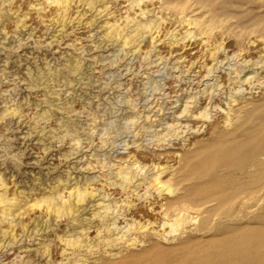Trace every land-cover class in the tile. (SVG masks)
<instances>
[{
	"label": "rangeland",
	"instance_id": "374dc122",
	"mask_svg": "<svg viewBox=\"0 0 264 264\" xmlns=\"http://www.w3.org/2000/svg\"><path fill=\"white\" fill-rule=\"evenodd\" d=\"M124 1L102 0L97 3L98 13L76 0L69 16L84 13L83 24L74 20L62 27L55 23L56 8L44 0H0V178L9 197L18 194L23 200L67 178L69 186L93 178L102 193L97 180L114 172L121 157L124 165L133 160L130 156L137 157L146 163L145 174L150 176L154 170L149 159L156 155L162 165L183 167L171 183L178 192H194L186 197L196 202L190 214L197 219L188 224L193 229L162 237L149 232L143 235L147 239L142 245L132 248L120 243L108 249L99 247L91 228L86 239L93 245L91 251L75 250L69 257L62 254L57 236L73 227L70 221L62 220L57 226L52 221L50 227L56 232L41 230L30 241L21 237L24 232L16 225L14 232L21 240L10 251L0 248V264H264V0H145L140 6L150 13L144 18L155 19L160 32L152 35L153 40L151 33L143 34L136 51L130 43L122 46L121 38H106L109 24L116 20L125 28L124 16L138 14L127 10ZM37 2L38 7L47 6L35 9ZM104 2L108 9L103 10ZM137 14L135 20H145ZM187 18L205 24L210 33L200 36L198 28L187 25ZM190 29L195 38L183 39ZM206 49L212 57L206 58ZM199 65L210 67V72L206 75ZM245 73L255 76L251 83H241ZM208 92H213L210 103L219 104L220 111L211 107L206 122L190 118L189 112L180 114L185 101L193 100L190 96L202 95L196 105L187 104L190 111H199L209 100H205ZM230 95L242 96L253 108L225 124ZM12 108H19L16 115L4 113ZM239 109L240 104L232 106L231 114ZM172 125L180 126L178 131L183 133L156 142ZM193 127L200 131L193 133ZM215 128L231 133L224 146L253 144L242 149L245 154L219 157L201 175L196 169L189 171L187 161L176 153L195 146L207 150ZM73 138L81 142L77 152L72 150ZM207 153L196 154L191 162H199ZM117 190L106 200L123 198ZM138 191L142 194L143 187ZM149 192L151 200L136 203L146 210L154 202L155 215L149 212L153 220L165 195L156 197L150 188ZM92 201L81 212L83 223L91 218ZM41 211L19 217L27 222L29 233L33 220H47ZM93 220V225L98 223ZM0 229H8L7 221L0 223ZM79 230L67 234L76 238ZM1 235L0 244L6 245L9 239ZM43 243L49 245L48 257L41 253Z\"/></svg>",
	"mask_w": 264,
	"mask_h": 264
},
{
	"label": "bare ground",
	"instance_id": "6f19581e",
	"mask_svg": "<svg viewBox=\"0 0 264 264\" xmlns=\"http://www.w3.org/2000/svg\"><path fill=\"white\" fill-rule=\"evenodd\" d=\"M46 4L51 6H54L56 9L54 11H57L59 15H56V21L55 23L61 24L62 27L65 26V24H69L70 22L76 20V23L78 25L83 24L82 16L84 13H80L78 11V14L76 13L75 16H72L70 14V11L73 9L74 3L76 0H44ZM82 2L83 7L86 9H94L98 13L99 9H97V3L99 4L102 0H79V2ZM145 0H125L124 2H127L126 7L127 10H138L137 16H140L144 18V16L148 13H150V9L146 10L145 8H142L140 6L141 3H143ZM40 3L37 2V4L33 5L35 9H44L45 6L38 7ZM43 4V3H41ZM103 10L108 9L107 4L104 2ZM53 9V8H52ZM68 14V15H67ZM134 14V15H135ZM67 17L65 18V16ZM134 15L126 14L124 16L125 18V28L121 27L119 25H116V20L114 23L109 24V31L106 33V38L109 40L112 36H115V38H121L122 40L121 45L126 46L128 43L132 44V48L134 51L136 49L139 50V43L141 41H138V38L142 37L145 33H151V36L156 33V36L160 32V24L155 19L152 20L151 17L145 20H135ZM24 16V15H23ZM54 16V17H55ZM136 16V15H135ZM53 18V17H52ZM69 18V20H68ZM184 18V17H183ZM68 20V21H67ZM183 21V19H182ZM181 22V21H180ZM88 23V22H87ZM203 23V22H202ZM85 24V23H84ZM131 24V25H128ZM187 25L190 26V28H198L200 34H209L210 28H207L206 25L200 24L195 19L187 18ZM126 30V31H125ZM197 30V29H196ZM125 31V32H124ZM185 35L184 38H188V40L191 38H195L196 36L195 31L192 29L184 32ZM150 37L151 40L153 38L156 39V37ZM165 36V35H164ZM174 36V35H173ZM201 36V35H200ZM175 37V36H174ZM204 39L206 36H203ZM172 38V37H171ZM207 38V37H206ZM114 39V38H113ZM116 40V39H115ZM189 40V41H190ZM203 40V39H202ZM209 40V37H208ZM107 42V41H106ZM207 42V41H206ZM209 43V41H208ZM207 43V44H208ZM154 44V43H153ZM219 45V44H218ZM210 46V45H209ZM98 47V45H97ZM216 47V46H214ZM222 47V46H221ZM213 50L215 48H212ZM217 50V49H216ZM207 51V49H206ZM217 52V51H216ZM213 52L207 51L206 58L212 57ZM204 56V55H203ZM214 56V55H213ZM247 62V61H246ZM257 62H260L257 61ZM262 62V61H261ZM78 64V63H77ZM75 63V69L78 70V66ZM199 68L204 67L207 73L210 72L211 68H207L206 65H199ZM213 71V70H212ZM242 69L237 70V74H240ZM212 74V73H211ZM255 75V74H254ZM238 76V75H237ZM255 76H250L248 74L243 75V79H241V83H251L252 78ZM238 78V77H237ZM262 82H260L261 84ZM242 85V84H241ZM240 87V86H239ZM239 89V88H238ZM207 91V88L205 91L203 90L202 95ZM239 91V90H238ZM213 93V92H212ZM210 94V92L206 93L205 100L207 98L209 99L207 103H205L201 109L197 112H192L189 110L188 103H193L196 105L198 100L202 99V95L198 98H193V96H190L193 100L185 101V106L183 110L181 111V115H186L189 112V117L192 119H200L208 120V118L211 117V107L215 108V110L218 109L219 104L212 105L213 103H210L213 94ZM226 101V105H228L227 111H226V117H225V124H229L230 121H232V118L236 117L239 118L240 112H248L249 110H252L253 107H249L250 103L247 100H243L242 96H232ZM188 98V97H187ZM205 100L201 103L203 104ZM225 104V103H224ZM240 109L238 110V113L231 114V107L234 105H239ZM66 107V106H65ZM10 108V107H9ZM217 108V109H216ZM239 108V107H238ZM255 108V107H254ZM8 109V108H7ZM5 109L4 113H9L11 115H16L19 108H12L7 110ZM220 109V108H219ZM218 109V110H219ZM217 110V111H218ZM222 110V109H221ZM220 111V110H219ZM233 112V110H232ZM235 112V110H234ZM237 112V111H236ZM44 113H47V111H44L42 115V119L46 118L44 116ZM242 114V113H241ZM249 115V114H248ZM19 116V115H18ZM243 117V114H242ZM235 120V119H234ZM239 120V119H237ZM62 126V125H61ZM172 129H168V131L162 135L160 138L156 139V142L168 140L170 137H177L180 133H183L182 130L178 131V128L180 126L172 125ZM227 126V125H226ZM192 129V128H191ZM200 127H193V133L200 131ZM189 130V129H188ZM173 131V132H172ZM200 133V132H199ZM228 135H231V133H227ZM227 134H224L221 132V130L216 129L212 131V139L208 146L207 150H198L199 146H195V148L187 149L183 153H176L177 157H182V159L185 160V164L187 165L188 170L190 171L192 168L196 169L198 172L197 174H202L203 169L210 163L215 166V162L219 160V157H229L235 156L237 153L240 154L242 149L245 147L252 145L253 143L251 141L246 142V145L239 146V145H231V146H224L226 140ZM168 136V139L165 138ZM159 137V136H158ZM61 141H63V138H60ZM74 142V148L72 150L79 151L81 147V142L79 138H73L71 139ZM165 144V143H164ZM167 144V143H166ZM157 146H161L158 144ZM73 147V146H72ZM197 147V148H196ZM254 148V146H252ZM79 148V150L77 149ZM249 149V147H248ZM244 149V150H248ZM204 151H209L207 155L205 156L197 163H193L192 158L194 156L199 155L203 153ZM244 152V151H243ZM195 154L192 156V154ZM70 155L73 154V151L69 153ZM187 154H190V157ZM238 154V155H239ZM245 154V152H244ZM247 154V153H246ZM236 155V156H238ZM68 155H65L67 157ZM244 157V156H243ZM130 158H133V160L129 161L124 165V161H126L124 158H120L122 161L120 164L116 165L114 172H107L106 174H103L105 177L103 179L97 180L98 182L101 180V189H103V192H97V188L95 185H93V178H86L84 183H79L78 181L73 184V186H69L68 178L67 181L64 182L63 180H56L53 182L51 186H49V189L47 192H39L35 196L34 194H31L27 196L26 199H22L18 194H12V196L9 197V194H7V187L4 184V181L0 178V223H4L7 221L8 223V229H0V232L2 233L1 236L9 239L6 245L4 243L0 244V248H7L6 251L12 250L13 244H16L18 241L21 240L22 236H25L26 239L31 240L33 236V240L40 235L41 230H48L51 231H57V228H53L52 221L54 222L53 225L57 226L60 221H70L73 225L71 229H68L65 231V234L63 236L58 235L57 238H59L60 242L62 243V254H71L75 250H84L88 251L92 249V246L90 243L86 242V239L88 237V234L91 232V228H93L92 232L96 233V236L98 238V243L101 245L99 247H109L115 246L116 244L120 243H126L130 246L137 243H140L142 245V242L144 243L146 239L143 236L144 234L151 233L155 234V236H165L166 234H175L186 231L185 229L189 228L188 224L195 223V220L197 219L195 216H192L191 209H194L195 201L188 199L186 197L193 194V190H185L186 192L181 193L178 192L179 189L173 188L171 180L179 175V173L183 172L182 168L179 169L173 168L170 164H160L159 163V156H152L149 161H151L152 168L154 172L150 176H146L145 174V166L146 163L140 162L137 157H134L133 155L130 156ZM222 159H220L221 161ZM217 163V162H216ZM115 165V164H112ZM87 166H90L87 165ZM102 166V165H101ZM211 166V165H210ZM93 167V166H92ZM91 168V167H90ZM166 173H170V176L165 177ZM57 183V184H56ZM96 183V182H95ZM143 187L144 192L142 194H139L138 188ZM99 188V189H100ZM150 189H154L156 191V197H162L165 195V197H162L161 199H164L162 202H160V212L158 214V217H155V219L151 220L149 218L150 213L154 214V208L151 206V204H148L146 207V210H144L142 207H138V201L136 203V200L148 199L151 197V192H149ZM46 188H44L45 191ZM100 189V190H101ZM119 190L122 192L123 198H112L108 201L106 198H109L115 190ZM105 190V191H104ZM117 190V191H118ZM141 190V189H140ZM110 191V192H109ZM196 191V190H194ZM22 193V192H19ZM116 194V193H115ZM118 194V192H117ZM121 195V193H120ZM154 195V194H153ZM133 196H135L133 198ZM97 197V199H95ZM121 197V196H120ZM29 198V199H28ZM23 200V204L20 205L21 201ZM92 200L95 201V204H92L93 210L91 211V218H87L88 222L83 223V219L81 218V212L85 210V206L91 202ZM151 200V198H150ZM92 201V202H94ZM154 205V204H153ZM87 208V207H86ZM40 209L41 212H44L46 214L47 220L36 221L33 220V231L29 233V226L26 223H23V221H20L19 217L24 216L27 212ZM158 209V207L156 208ZM198 209V208H197ZM158 211V210H157ZM156 213V212H155ZM158 213V212H157ZM156 213V214H157ZM155 215V214H154ZM51 218V224L49 222V217ZM97 220V224L93 225L94 220ZM93 220V222H92ZM123 224V226H121ZM18 225L19 229L24 232L20 238L17 239V234L14 232L15 226ZM41 225V226H40ZM44 225V228L42 226ZM76 228H80L79 235L76 238H73V234H67L71 231H73ZM193 228H189L188 231H192ZM31 231V230H30ZM14 232V233H13ZM45 233V232H44ZM50 233V232H49ZM43 234V233H42ZM47 235V234H46ZM143 236V240H141L139 237ZM80 236V238H79ZM84 236V238H83ZM159 236V237H160ZM168 236V235H167ZM56 237V236H55ZM54 239V238H53ZM164 239V238H163ZM167 239V237H166ZM43 240V239H42ZM58 241V240H57ZM1 242V241H0ZM46 243V242H45ZM50 243V242H49ZM56 243V242H55ZM97 243V244H98ZM96 244V245H97ZM9 246V248H8ZM113 246V247H114ZM128 245H126L127 247ZM42 254L46 257L49 256L48 252V244H42ZM95 247V245H94ZM97 247V246H96ZM112 247V248H113ZM118 247V246H117ZM124 247V246H123ZM132 247V246H131ZM136 247V246H135ZM21 248V246H20ZM133 248V247H132ZM72 251H71V250ZM70 250L69 252H67ZM112 250V249H111ZM119 250V249H118ZM91 251V250H90ZM106 251V249H105ZM108 251V250H107ZM5 252V251H4ZM53 253V252H52ZM74 253V252H73ZM76 253V251H75ZM75 253L73 255H75ZM105 253V252H104ZM113 253V252H111ZM13 253H10V255ZM72 255V256H73ZM114 255V254H113ZM117 255V254H116ZM28 257V255H26ZM67 257V256H66ZM70 257V255H69ZM82 257V256H81ZM49 259V258H48ZM47 259V260H48ZM66 259V258H65ZM50 260V259H49ZM64 260V259H63ZM68 260V258H67ZM79 260V259H78ZM77 259L75 261H78ZM63 262V261H62ZM28 263V261H27ZM80 264V263H78Z\"/></svg>",
	"mask_w": 264,
	"mask_h": 264
},
{
	"label": "clouds",
	"instance_id": "9594fccd",
	"mask_svg": "<svg viewBox=\"0 0 264 264\" xmlns=\"http://www.w3.org/2000/svg\"><path fill=\"white\" fill-rule=\"evenodd\" d=\"M11 159H15V157H11Z\"/></svg>",
	"mask_w": 264,
	"mask_h": 264
}]
</instances>
